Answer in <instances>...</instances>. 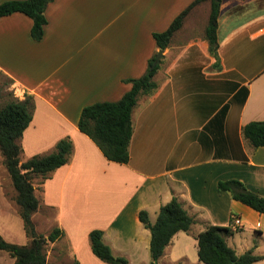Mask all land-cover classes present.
Instances as JSON below:
<instances>
[{
  "label": "crops",
  "instance_id": "crops-1",
  "mask_svg": "<svg viewBox=\"0 0 264 264\" xmlns=\"http://www.w3.org/2000/svg\"><path fill=\"white\" fill-rule=\"evenodd\" d=\"M192 1L53 0L40 40L31 37L27 15L0 17V75L12 81L16 97L34 99L20 139L22 161L49 154L62 138L73 142L65 165L34 178L36 232L62 231L47 247V264H106L92 252L93 229H102L112 252L129 264H149L151 233L139 212L147 210L154 223L173 197L195 223L174 236L162 259L175 251L174 264L203 263L196 237L209 224L232 228L227 243L238 255L252 248L264 255V214L218 188L219 181L238 179L264 196V147L254 148L242 132L264 120V0H221L218 61L206 36L210 2L189 12L163 51L157 88L133 109L128 163L109 161L78 128L85 106L118 101L130 90L127 80L141 77L158 51L153 33ZM15 195L0 153V235L28 245ZM47 209L55 214L48 217ZM235 216L241 226L234 229ZM182 241L193 246L191 255L182 252ZM3 251L0 259L13 264Z\"/></svg>",
  "mask_w": 264,
  "mask_h": 264
},
{
  "label": "trees",
  "instance_id": "trees-1",
  "mask_svg": "<svg viewBox=\"0 0 264 264\" xmlns=\"http://www.w3.org/2000/svg\"><path fill=\"white\" fill-rule=\"evenodd\" d=\"M52 1L8 0L0 4V17L16 12L27 15L33 21L31 37L40 40L47 24L45 11ZM206 1L211 5L206 36L210 43V53L218 61L217 31L221 0H194L173 19L166 30L153 33L158 51L150 58L146 72L141 77L127 80L131 83V88L121 99L96 102L82 109L78 120L79 130L99 147L109 161L120 164L129 162L133 109L140 96L152 94L157 88L154 77L164 57L163 51L169 46L174 33L181 28L189 12ZM160 51L162 56L155 64ZM10 96V100L0 108V153L2 164L7 169L15 189V202L30 243L18 245L8 242L0 235V250L8 252L15 259L13 264H47V247L62 236V231L54 228L47 236L36 232L32 216L39 209L40 202L35 194L34 178H46L54 170L65 165L73 151V142L70 137L62 138L49 154L34 155L22 161L23 148L20 139L32 120L34 99L29 94H26L23 100L13 92ZM242 132L254 148L264 147V120L245 124ZM218 188L228 191L234 200L264 214V196L249 190L242 181H219ZM138 216L151 233L149 264H160L165 249L174 236L179 232H189L195 223L194 217L177 197L160 207L154 223L150 221L147 210H141ZM232 234L233 230L229 226L207 225L196 237L199 260L204 264H255L264 259V255L255 254L253 248L238 255L227 243V237ZM89 238L92 252L101 261L106 264H129L126 257L117 256L112 252L110 245L104 241L102 229L91 230Z\"/></svg>",
  "mask_w": 264,
  "mask_h": 264
},
{
  "label": "rangeland",
  "instance_id": "rangeland-1",
  "mask_svg": "<svg viewBox=\"0 0 264 264\" xmlns=\"http://www.w3.org/2000/svg\"><path fill=\"white\" fill-rule=\"evenodd\" d=\"M0 89L2 90V98L0 99V108L3 107L8 100H10L11 96H10V93L13 92L11 91V83L9 82V80L7 78H5L4 76L0 75ZM45 214L48 216V217H51L53 216L55 213L52 209H47L45 211ZM35 222L36 224L38 225V230L41 231V232H45L46 230V226L45 224H42L40 221H39V218H35ZM248 233V235L246 234ZM244 235V239L246 241L247 238L250 237L249 235V232H246ZM181 248H182V252H187L189 255H191V252H192V248L193 246L190 244L189 241H182L181 243ZM3 253L4 255H6L7 258L10 259V256L7 252L3 251L1 252ZM175 256H176V252L175 251H168L167 252V255H166V258H161V261H160V264H174V259H175ZM195 260H190L188 263L186 262V264H194ZM0 264H7L6 261H3V259H0ZM203 264V263H201Z\"/></svg>",
  "mask_w": 264,
  "mask_h": 264
},
{
  "label": "built area",
  "instance_id": "built-area-1",
  "mask_svg": "<svg viewBox=\"0 0 264 264\" xmlns=\"http://www.w3.org/2000/svg\"><path fill=\"white\" fill-rule=\"evenodd\" d=\"M241 226V219H240V217H234L233 218V225H232V227L235 229V228H238V227H240Z\"/></svg>",
  "mask_w": 264,
  "mask_h": 264
},
{
  "label": "water",
  "instance_id": "water-1",
  "mask_svg": "<svg viewBox=\"0 0 264 264\" xmlns=\"http://www.w3.org/2000/svg\"><path fill=\"white\" fill-rule=\"evenodd\" d=\"M162 56V52L160 51L156 57L155 64H157L160 61V57Z\"/></svg>",
  "mask_w": 264,
  "mask_h": 264
}]
</instances>
